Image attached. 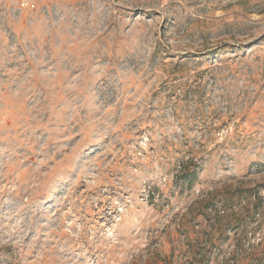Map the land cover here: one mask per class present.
<instances>
[{
  "label": "rangeland",
  "instance_id": "374dc122",
  "mask_svg": "<svg viewBox=\"0 0 264 264\" xmlns=\"http://www.w3.org/2000/svg\"><path fill=\"white\" fill-rule=\"evenodd\" d=\"M34 5L0 0V264H264V0Z\"/></svg>",
  "mask_w": 264,
  "mask_h": 264
},
{
  "label": "built area",
  "instance_id": "2783aa9c",
  "mask_svg": "<svg viewBox=\"0 0 264 264\" xmlns=\"http://www.w3.org/2000/svg\"><path fill=\"white\" fill-rule=\"evenodd\" d=\"M21 9H34V0H14Z\"/></svg>",
  "mask_w": 264,
  "mask_h": 264
},
{
  "label": "trees",
  "instance_id": "16d2710c",
  "mask_svg": "<svg viewBox=\"0 0 264 264\" xmlns=\"http://www.w3.org/2000/svg\"><path fill=\"white\" fill-rule=\"evenodd\" d=\"M182 174L185 181L189 183L191 181V178L195 175V171L193 172V171H189L188 169H185Z\"/></svg>",
  "mask_w": 264,
  "mask_h": 264
}]
</instances>
